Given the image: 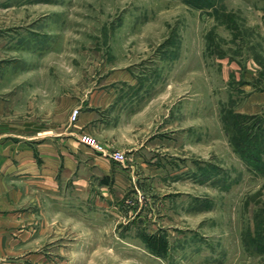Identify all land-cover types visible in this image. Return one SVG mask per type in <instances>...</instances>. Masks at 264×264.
Wrapping results in <instances>:
<instances>
[{"label": "rangeland", "instance_id": "1", "mask_svg": "<svg viewBox=\"0 0 264 264\" xmlns=\"http://www.w3.org/2000/svg\"><path fill=\"white\" fill-rule=\"evenodd\" d=\"M205 2L0 0L17 71L85 87L128 70L153 98L129 120L145 164L127 199L64 207L80 264H264V0Z\"/></svg>", "mask_w": 264, "mask_h": 264}, {"label": "crops", "instance_id": "2", "mask_svg": "<svg viewBox=\"0 0 264 264\" xmlns=\"http://www.w3.org/2000/svg\"><path fill=\"white\" fill-rule=\"evenodd\" d=\"M16 54V35L0 32V264H80L88 243L63 229L65 217L76 216L63 214L64 207L110 208L127 199L145 164V144H136L129 120L148 111L153 98L128 70L81 87L65 83L61 72L17 71ZM251 98L250 111L264 102ZM258 105L254 115L263 110ZM81 135L127 160L95 152Z\"/></svg>", "mask_w": 264, "mask_h": 264}, {"label": "built area", "instance_id": "3", "mask_svg": "<svg viewBox=\"0 0 264 264\" xmlns=\"http://www.w3.org/2000/svg\"><path fill=\"white\" fill-rule=\"evenodd\" d=\"M80 115V110L76 109L73 110L71 113V122L75 123ZM80 142L89 148L93 149L95 152L100 153L105 156L111 157L113 160L123 163L124 161L127 160L126 154L123 152L119 151H113L110 152L107 150V148L101 144L99 141H97L95 138L87 136V135H81L80 137Z\"/></svg>", "mask_w": 264, "mask_h": 264}, {"label": "trees", "instance_id": "4", "mask_svg": "<svg viewBox=\"0 0 264 264\" xmlns=\"http://www.w3.org/2000/svg\"><path fill=\"white\" fill-rule=\"evenodd\" d=\"M187 1L188 3H191L194 6L200 7V8H205L209 7L208 4H205V0H184ZM250 119V118H249ZM255 119V117H252L251 120ZM244 134L242 131L240 134H237L235 139H232V144L234 145L235 149L237 150L238 148L245 147L247 142V139L249 135ZM245 145V146H244Z\"/></svg>", "mask_w": 264, "mask_h": 264}]
</instances>
